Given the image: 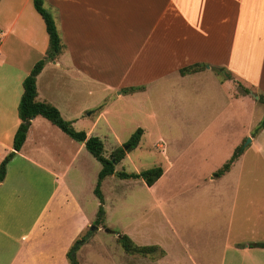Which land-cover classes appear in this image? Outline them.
Returning <instances> with one entry per match:
<instances>
[{
  "label": "crops",
  "instance_id": "obj_1",
  "mask_svg": "<svg viewBox=\"0 0 264 264\" xmlns=\"http://www.w3.org/2000/svg\"><path fill=\"white\" fill-rule=\"evenodd\" d=\"M43 5L54 19L61 51L36 77V101L55 107L87 138L105 136L98 131L100 123L116 136L106 115L113 96L148 101V91L174 75L209 77L218 89L225 88L226 100L243 107L248 97L254 108L261 107L264 0H43ZM47 48L45 24L32 1L0 0V163L13 151L22 82ZM194 64L204 68L180 73ZM230 79L249 94L238 93ZM128 88L141 89L123 92ZM252 92L258 95L254 98ZM246 137L250 146L243 147L227 173L215 178L214 171L211 181L227 179L248 151L262 158L264 128ZM87 153L83 143L48 120H31L0 182V264H69L68 247L94 218L76 198L74 179L68 177L73 168L77 180L89 173ZM169 168L170 163L161 168L159 179ZM258 169L264 172V167ZM97 171L91 173L89 190ZM254 180L214 185L220 192L212 186L198 191L194 184L196 192H203V204L219 203L214 206L220 216L175 217L169 234H160L153 245L158 253L154 264H264V248L255 247L264 244V181Z\"/></svg>",
  "mask_w": 264,
  "mask_h": 264
},
{
  "label": "rangeland",
  "instance_id": "obj_2",
  "mask_svg": "<svg viewBox=\"0 0 264 264\" xmlns=\"http://www.w3.org/2000/svg\"><path fill=\"white\" fill-rule=\"evenodd\" d=\"M230 80L235 81L236 91L240 93L242 85L237 80ZM161 82L164 85L157 83L148 91V101L143 102L141 99L144 97L113 96L107 105L106 115L116 136L108 133L101 123L98 131L105 135L100 138L104 157H110L119 148L128 153L115 165L116 172L139 173L167 167L170 163L165 176L152 188L141 179H120L115 175L103 179L100 192L105 216L102 224L95 225L101 204L93 192L101 165L87 153L92 162L89 173L77 180L75 169L69 172L68 177L74 179L71 185L76 198L87 213H94L90 226L75 238V241L87 238L75 251L77 264H154L157 252L127 254L118 243L119 235L131 233L136 245L149 243L153 246L160 234H169L170 223L175 217H203L209 213L220 216L215 207L219 203L203 204V199L199 200L203 192H196L194 184H197L198 191L212 186L214 191L220 192L221 187L214 188V185H246L253 183L254 179L264 181L260 179L264 175L259 176L264 172L257 170L264 167V152H261L262 159L251 151L227 179L211 181L212 173L230 159L241 137H246L248 132L254 135L264 119L263 104L259 103L261 107L254 108L250 98L245 97L243 107H239L240 102L226 100L225 88L218 89L209 77L180 79L174 75ZM254 95L258 93L252 92L255 98ZM138 128L143 130L140 144L128 152V147L123 145ZM248 139L251 138L246 137L243 141L245 148L250 146L246 143ZM252 167L254 172L248 171ZM93 171H97L96 177L92 190H89L91 185L88 182H91ZM65 239L66 234L58 240L59 251ZM57 257L61 258L60 253Z\"/></svg>",
  "mask_w": 264,
  "mask_h": 264
},
{
  "label": "trees",
  "instance_id": "obj_3",
  "mask_svg": "<svg viewBox=\"0 0 264 264\" xmlns=\"http://www.w3.org/2000/svg\"><path fill=\"white\" fill-rule=\"evenodd\" d=\"M35 11L40 15L44 24L45 30L48 36V48L45 53V57L38 61L29 74L25 77L22 82L23 92L20 98V102L18 105V117L20 119V124L15 132L13 138V151L10 152L0 163V182L3 181L6 174V166L9 161L15 156V153L18 152L23 145L26 133L30 126V122L33 118L40 116L46 120H48L51 124L60 129L63 133H65L68 137L73 139L76 142L83 143L85 149L89 152V154L100 163L101 170L98 173L96 186L94 188V195L99 199L100 204L102 203V195L100 192V184L103 179L108 176L115 175L120 179H141L144 183L150 187L152 186L161 176L162 170L161 168H153L146 171H142L139 173H125V172H116L115 165L118 164L121 160L124 159L125 151L122 148L117 149L113 152L110 157L103 156V144L102 141L97 137H89L87 138L83 131H76L72 127L71 123L64 120L59 111L43 102L36 101V77L43 69V66L46 62L52 61L61 51L60 38L56 29V25L51 13L44 7L43 0H31ZM204 68L202 64H194L186 68H182L180 73L188 74L197 72ZM241 87V86H240ZM141 88H128L123 90V92H133L135 90H139ZM240 93L243 95H248L249 90L245 88H240ZM259 103L264 105V96H259ZM264 128V119L259 123L257 130L253 133L256 134L258 131ZM142 135V129L138 128L131 135L130 139L123 145V147L127 146L128 152L135 149L140 141ZM243 153V146L237 147L230 159L225 162L221 168H219L216 172H214L213 176L215 178L221 177L225 173H227L231 167V165L238 159V157ZM104 208L102 204L99 206L97 212V219L95 221V225L102 224L104 221ZM87 239V238H86ZM85 240H76L74 244L71 246L67 253V258L69 264H77L75 261V251L78 246L86 242ZM118 243L120 244L122 250L127 254H143L147 255L150 252L155 251V246H145L138 247L136 246L126 235H119ZM254 245H250L249 247H253ZM255 247L264 248V244H257Z\"/></svg>",
  "mask_w": 264,
  "mask_h": 264
},
{
  "label": "water",
  "instance_id": "obj_4",
  "mask_svg": "<svg viewBox=\"0 0 264 264\" xmlns=\"http://www.w3.org/2000/svg\"><path fill=\"white\" fill-rule=\"evenodd\" d=\"M249 142H250V139H248L246 143H249ZM125 150H126V149H125ZM106 231H107V230H106Z\"/></svg>",
  "mask_w": 264,
  "mask_h": 264
}]
</instances>
